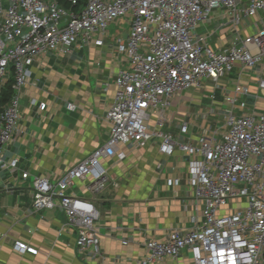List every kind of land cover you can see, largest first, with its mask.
Instances as JSON below:
<instances>
[{
    "label": "built area",
    "instance_id": "built-area-1",
    "mask_svg": "<svg viewBox=\"0 0 264 264\" xmlns=\"http://www.w3.org/2000/svg\"><path fill=\"white\" fill-rule=\"evenodd\" d=\"M71 9L56 0H0V81L13 70L14 96L0 114V169L15 170L18 159L5 157L21 119L20 93L31 76L34 61L47 53H68L75 43L101 47L98 38L117 19L128 18L130 33L119 40L118 54L129 68L116 78V94L107 113L111 123L107 141L70 168L57 182L36 176L33 209L61 207L67 226L77 231L79 251L102 257L97 230L98 211L92 199L68 194L75 181L90 179L95 197L109 184L105 159L124 160L121 145L159 142V151L189 156L190 185L197 201L204 203L203 221L192 218L194 227L174 230L165 240L145 242L142 264L177 258L188 249L192 264H264V112L244 113L243 96L249 89L237 84L225 97L226 107L216 113L196 114V122L218 116L216 129H208L197 141L187 137L184 122L179 137L166 132L167 110L172 101L191 89H202L203 80L218 82L237 65L253 70L264 90V18L254 34L240 37L241 44L216 50L197 27L211 21L214 10H224L234 26L241 12L257 19L264 13V0H70ZM258 98V97H257ZM240 104V105H239ZM46 103L40 104L45 111ZM74 109L73 104H68ZM241 111L243 114H238ZM156 115L155 128L149 121ZM27 179L30 174L23 173ZM171 179L169 185H179ZM238 205L231 209L230 205ZM124 241L123 244H127ZM19 253L37 254L28 244L15 241Z\"/></svg>",
    "mask_w": 264,
    "mask_h": 264
},
{
    "label": "crops",
    "instance_id": "crops-1",
    "mask_svg": "<svg viewBox=\"0 0 264 264\" xmlns=\"http://www.w3.org/2000/svg\"><path fill=\"white\" fill-rule=\"evenodd\" d=\"M1 1L6 9L8 0ZM214 11L219 13L220 9ZM221 11L220 18L229 16ZM241 16L246 17L242 12ZM260 16L247 26L251 32L243 29L244 34L239 31L238 36L254 34L257 21L262 26ZM220 18H211L207 25H200L208 28L214 23L212 32L201 34L197 27L196 33L205 36L216 50L240 45L238 36L230 30L220 34L225 27ZM120 24L128 25V30L118 32L112 23L105 33L98 34L104 41L101 47L75 43L70 52L44 54L31 66V76L20 93L21 119L5 149V157L17 158L18 167L0 169V264H142L147 240H165L174 230H190L195 226L192 218L198 219L199 224L203 221L205 205L196 200L189 182V156L180 151L172 156L161 154L156 139L144 146L121 145L120 150L126 153L124 160H103L109 184L99 195L94 197L89 192V178L75 181L67 191L93 200L98 211L102 257L93 258L88 252L78 250L77 231L67 226L61 207L33 209L36 176L57 182L109 137L111 123L107 113L115 98L116 78L121 70L129 68L128 60L117 53L116 45L119 40L126 41L131 26L128 18H121ZM237 27L233 25L231 30ZM232 73L236 75V83L223 87L216 86L219 81H211L215 89L209 99L190 95L191 105L187 106L182 103L184 93L175 97L167 110L166 132L179 137L181 125L188 122L187 137L197 141L204 131L216 129L218 121L212 115L206 121L196 122L190 108L196 103H207L197 114L215 111L218 104L224 109L225 97L237 84L247 87L249 95L243 97L254 101L253 109L244 113L264 112V90L259 87L255 71L237 65L219 80L227 79ZM7 82L8 77L0 81V94ZM204 89L203 86L195 90L201 93ZM41 103L47 104L45 111L40 110ZM8 104H0V109ZM68 104H73L74 109H69ZM156 119L154 115L149 121L151 129L155 128ZM24 172L30 174L27 179L22 176ZM171 179H180V184L169 185ZM15 241L36 248L38 253L17 252ZM124 241L128 243L123 244ZM152 264H192V255L185 249L177 258Z\"/></svg>",
    "mask_w": 264,
    "mask_h": 264
},
{
    "label": "rangeland",
    "instance_id": "rangeland-1",
    "mask_svg": "<svg viewBox=\"0 0 264 264\" xmlns=\"http://www.w3.org/2000/svg\"><path fill=\"white\" fill-rule=\"evenodd\" d=\"M43 1H47V0H43ZM221 15H222V11L220 10L219 11V13H218V11L216 12V11H213L212 13H211V18H217V19H219L220 17H221ZM230 16H228L227 18H225V19H222V18H220V22H221V24L222 25H224L225 27H224V29L221 31V33L220 34H224V33H227L229 30H230V32L231 33H233L232 35H234V36H238V34H240V32L244 29V30H246V32H251V29L250 28H247V26H250V25H252L253 23H254V19L253 18H247V17H244V16H242V21H241V24L239 25V27H237L236 28V30H231L232 28H233V25H232V23H231V21H230V18H229ZM259 18V17H258ZM260 18H264V13H261V16H260ZM120 20L121 19H117L116 21H114L113 22V24L115 25V27L117 28V31L119 32V31H127L128 30V25H121L120 24ZM214 27H215V24L214 23H212L208 28H202L201 26H198V31H199V33H201V34H207V33H209V32H212V30L214 29ZM240 31V32H239ZM126 33V32H125ZM241 34L243 35L244 33H243V31L241 32ZM236 81H237V78H236V75H235V73H232L230 76H228L227 77V79H224V80H219V82L216 84V86H223V87H225V86H227V85H230V84H233V83H236ZM215 83H212L211 81H208V80H203V86H204V90L201 92V93H199V91H197V90H195V89H191V90H188V91H186L185 93H184V98L182 99V103H184V105H187V106H189V105H191V103H190V101H191V99H190V95H191V97L192 98H194V96H195V98L196 97H200V98H204V97H206L207 99H209V97H210V94H211V91L213 92V90L215 89ZM243 98H245L244 99V101H245V103H246V109L244 110L245 112H250L252 109H253V100H251V99H249V98H247V97H243ZM242 98V99H243ZM206 104L207 103H205V104H203V103H196V105H192L191 106V110L194 112V114L196 115L197 113H198V111L201 109V108H203V107H205L206 106ZM218 104V103H217ZM214 110H215V112L218 114V113H220L222 110H223V108H222V106L220 105V104H218V105H215L214 106ZM240 114L242 113L241 111H238ZM214 117V119H216L217 121L219 120V118L220 117H216V116H213ZM212 122H213V120H212ZM237 206L238 205H235V204H231L230 205V208L231 209H235V208H237Z\"/></svg>",
    "mask_w": 264,
    "mask_h": 264
},
{
    "label": "trees",
    "instance_id": "trees-1",
    "mask_svg": "<svg viewBox=\"0 0 264 264\" xmlns=\"http://www.w3.org/2000/svg\"><path fill=\"white\" fill-rule=\"evenodd\" d=\"M62 7L66 9H71L72 8V3L70 0H56ZM86 0H80V4H84ZM15 83V77L13 70H11V73L9 74L8 77V82L4 86L1 94H0V104L4 103H10L12 97L14 96V90H13V85ZM4 110V109H3ZM2 109H0V114L3 112Z\"/></svg>",
    "mask_w": 264,
    "mask_h": 264
}]
</instances>
